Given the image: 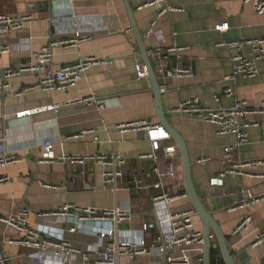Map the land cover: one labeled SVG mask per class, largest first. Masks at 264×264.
Wrapping results in <instances>:
<instances>
[{"label":"crops","instance_id":"0c3cea01","mask_svg":"<svg viewBox=\"0 0 264 264\" xmlns=\"http://www.w3.org/2000/svg\"><path fill=\"white\" fill-rule=\"evenodd\" d=\"M130 2L149 51L153 45L163 51L171 47L185 48L180 58L172 57L156 69L163 70L157 78L163 110L170 126L186 142L196 190L226 236L236 264H261L264 236L259 237L264 233V200L243 208L239 205L246 198L244 193L264 196V165L248 168L243 174L226 173L221 177L225 166L224 148L237 145L236 136L219 135L216 126L201 118L173 111L191 98H198L200 104L212 109L230 108L238 100L246 101L249 112L245 120L259 126L248 130V140L239 144L235 158L243 162H264V113L260 112L264 106V59L257 60V51L245 44L242 53L254 63L257 76L239 77L234 83L224 81L233 72L232 59L238 53L233 44L264 38V13L257 14L253 4H244L243 0H166V5L181 7L182 11L165 14H159L156 6L137 10L145 0ZM0 14H29L33 18L22 32L1 40L11 46V52L0 54V68L17 69L22 64L27 68L9 81L8 92H0V145L6 152L21 157L15 164L0 167V176L10 178L7 184L0 185V217L15 218L22 209L28 208V225L32 230L40 226L59 230L68 242L86 251L93 247L96 238L84 230L70 232L73 218L65 220L44 214L64 204L98 210L129 209L132 220L113 227L121 237L139 232L143 224L155 223L151 197L155 194L152 186L159 179L152 173L154 162L139 159L141 154L151 152V143L142 131L117 128L136 122L159 125L151 82L149 78L139 79L136 74L140 52L135 39L131 40L126 33L130 22L123 0H0ZM223 23H228L229 29L216 31L215 26ZM76 32L87 40L74 46H56L51 52L54 70L86 58L95 59L77 85L62 91L34 89L16 96V92L34 86L42 76L36 70L42 48L52 41L71 40ZM175 64L189 68L192 74L181 78L168 76L167 71ZM227 87L233 89V95H222L216 101L215 96ZM54 105L59 108L52 109ZM22 112L29 113L17 116ZM73 136L78 137L69 139ZM45 140L52 142L56 155L123 157V177L118 189L113 192L105 188L104 167L98 163L42 162L41 148ZM165 144L174 145L172 140H165ZM159 157L164 169L166 160L161 153ZM174 163L178 176L175 180L165 179L164 185L172 195H177V183L182 185L180 194L185 189L179 157ZM133 170L139 171L140 180L150 186L148 190H132ZM71 177L76 180L72 182ZM214 178H221V182L213 185ZM169 209L177 212L194 208L188 197H182ZM247 217L251 222L239 229ZM196 228L203 232L200 219L196 220ZM158 232L146 234L148 245ZM26 233L0 221V252L14 264H61L52 258L39 263L34 256L36 250L8 244L11 240L24 239ZM104 245L101 242L99 247ZM90 257L94 259L96 255ZM157 260H160L157 254H146L137 257L135 264H153ZM78 264H83L81 259Z\"/></svg>","mask_w":264,"mask_h":264},{"label":"built area","instance_id":"2783aa9c","mask_svg":"<svg viewBox=\"0 0 264 264\" xmlns=\"http://www.w3.org/2000/svg\"><path fill=\"white\" fill-rule=\"evenodd\" d=\"M244 4H253L257 14L264 13V0H243ZM156 6L160 13L165 14L170 12H181L182 8L178 6L166 5V0H145L144 3L137 7V10ZM33 20L29 14L16 16L9 14H0V54H9L11 46L1 43L3 37L13 33L22 32L27 22ZM229 29L228 23H223L215 26L216 31L225 32ZM129 38L134 40L132 30H126ZM151 35V30L147 33ZM87 40L80 32H76L71 40L67 41H52L47 46L42 48L38 54L39 65L36 70L42 74L38 82L32 86L24 88L22 91L16 92V96H21L34 89L48 90L55 89L58 91L66 90L75 87L79 80L84 75L88 66L95 62L94 58H86L77 62L69 63L61 66L59 69H52V52L51 49L56 46H74L79 42ZM245 44H249L257 51V60L264 59V38L246 43H234V47L238 48V53L233 57V72L224 78L227 83H234L239 77L254 78L258 74V70L254 63L250 61L242 53V48ZM185 50L182 47H171L163 51L158 45H153L152 49L148 50V56L151 60L153 69L158 78L157 68L169 62L172 57L178 59L180 54ZM27 68V65L22 64L17 69L0 68V92L9 91V81L20 76ZM137 77L139 79H147V67L141 59L140 54H137V64L135 65ZM168 76L172 78H181L190 76L191 70L180 65H173L167 71ZM233 95V89L227 87L222 90L221 94L215 96L216 101H219L221 96ZM93 100V98H90ZM57 110L58 105L51 106ZM177 114L195 115L201 118L204 122L210 123L217 128L219 135L231 134L236 136L239 143L237 145L226 146L224 148V170L221 177L226 173L243 174L248 168H257L264 165L261 160L238 161L235 158V152L239 144L248 140V130L253 127H258L259 124L245 120L249 112L248 103L244 100H238L230 108L212 109L200 104L198 98H191L180 103L173 111ZM261 113H264V106ZM29 112H22L17 116L22 117ZM120 131L136 130L142 131L144 136L151 143V152L141 154L140 160L150 159L154 162L152 173L158 177L159 182L152 186L155 194L151 197L152 212L156 216L155 223L143 224L140 231L131 233L129 236H120L114 225L122 222H130L133 218L129 209L115 208L112 210H98L94 208H82L71 204H64L56 208L53 212L44 214L45 217L55 216L65 220L73 218L75 222L68 228L70 232H78L84 230L91 236L96 238L93 247L87 251L76 248L73 244L64 238L63 232L59 230H51L48 227L40 226L32 230L29 227L28 208H24L15 218H1L0 221L15 227L20 230H25L26 237L21 240H11L8 244L20 245L36 250L35 259L39 263H43L48 258L61 261V264H78V259H81L83 264H120L121 260H125V264H135V259L146 254H157L160 260L154 261L153 264H203L204 254V236L203 232L196 228V220L199 219L194 209L183 211H170L169 207L182 197H187L183 191L180 194L181 184L175 186L179 190V194L172 195L165 187L164 180H175L177 178L175 160L179 157L178 149L175 145H166L165 140H171L168 133L160 126H151L146 122H136L132 124H122L117 127ZM78 136H73L69 139H76ZM264 140V131L262 133ZM99 141V138H96ZM159 153L163 154L166 163L165 168H161V159ZM21 161V157L14 152H6L0 145V167H6ZM41 161L53 163L60 161L64 164H82L94 162L104 167L103 182L105 188L115 192L118 189V182L123 177L122 167L125 160L120 155H56L54 145L51 141L45 140L41 148ZM133 179L132 190L139 192L148 190L150 186L145 185L140 180L138 170H133L130 174ZM75 177H71L74 182ZM10 181L8 176H0V185L7 184ZM221 182V178H214L211 183L217 185ZM128 190H131L130 188ZM246 198L240 201V208L249 206L252 203L264 200V196L255 197L251 194L244 193ZM232 211V210H231ZM251 222V218L247 217L239 226V229L245 228ZM154 231L158 234L154 237L153 243L147 244L145 236L148 232ZM264 233L260 235L262 238ZM210 241L213 243L214 236H210ZM101 242H104L103 247H99ZM96 255V258L91 259L90 255ZM33 256V257H34ZM0 264H14L13 260L0 252ZM218 264H223L219 262ZM261 264H264V258Z\"/></svg>","mask_w":264,"mask_h":264},{"label":"water","instance_id":"95a60500","mask_svg":"<svg viewBox=\"0 0 264 264\" xmlns=\"http://www.w3.org/2000/svg\"><path fill=\"white\" fill-rule=\"evenodd\" d=\"M127 16L130 22V29L132 30L135 42L138 46L141 59L147 67L148 78L151 82L152 91L155 98V110L158 118L159 125L168 133L170 139L173 141L174 145L177 147L179 152V159L182 164V178L185 189V194L191 201L193 208L203 224V236H204V254H203V264H210V250L215 244L210 241V236L213 235L216 238L219 255L217 256L224 264H236L234 255H232L227 246V238L222 232L219 224L213 218L212 214L206 209L202 199L200 198L196 187L192 179V164L188 154V148L185 140L182 136L170 126L166 112L163 110L162 106V95L160 90V85L156 73L153 69L151 60L148 56V48H146L144 43V34H141L135 20L134 10L131 6L130 0H123ZM246 260V259H244Z\"/></svg>","mask_w":264,"mask_h":264},{"label":"trees","instance_id":"16d2710c","mask_svg":"<svg viewBox=\"0 0 264 264\" xmlns=\"http://www.w3.org/2000/svg\"><path fill=\"white\" fill-rule=\"evenodd\" d=\"M213 243L215 244V246L211 247V250H210V264H218L219 262L223 263L217 257L219 255L220 250H219V247H218V244H217V241H216L215 237H214Z\"/></svg>","mask_w":264,"mask_h":264}]
</instances>
